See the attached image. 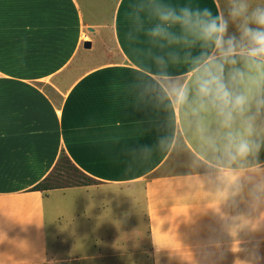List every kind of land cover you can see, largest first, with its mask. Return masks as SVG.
Wrapping results in <instances>:
<instances>
[{"label": "crops", "instance_id": "0c3cea01", "mask_svg": "<svg viewBox=\"0 0 264 264\" xmlns=\"http://www.w3.org/2000/svg\"><path fill=\"white\" fill-rule=\"evenodd\" d=\"M136 2L0 0V264H135L136 254L151 264H205L209 236L216 247L207 264H236L251 253L264 264V223L228 235L199 180L204 170L190 168L186 154L133 152L155 147L162 116L130 96L133 76L144 71L130 46L151 47L143 35L131 45L125 39ZM193 2L214 14L220 6ZM97 52L104 58L96 59ZM61 153L96 184L30 190ZM73 189L98 195L76 211L79 235L92 237L96 251L56 255L44 196ZM237 211L247 209L241 204ZM141 217L146 248L136 250ZM236 242L238 252L231 250Z\"/></svg>", "mask_w": 264, "mask_h": 264}, {"label": "clouds", "instance_id": "9594fccd", "mask_svg": "<svg viewBox=\"0 0 264 264\" xmlns=\"http://www.w3.org/2000/svg\"><path fill=\"white\" fill-rule=\"evenodd\" d=\"M215 3L220 5L215 14L193 0L131 5L125 39L131 45L143 35L151 47L130 46L134 62L144 69L133 76L130 96L138 107L162 114L155 147L133 152L186 154L190 168L204 170L199 180L216 201L212 211L234 237L264 223V163L259 161L264 148V0ZM230 27L235 31L230 33ZM185 141L194 145L195 154ZM241 204L246 212L237 211ZM215 247L209 236L205 264ZM231 250L240 251L239 242ZM259 261L251 253L236 264Z\"/></svg>", "mask_w": 264, "mask_h": 264}, {"label": "rangeland", "instance_id": "374dc122", "mask_svg": "<svg viewBox=\"0 0 264 264\" xmlns=\"http://www.w3.org/2000/svg\"><path fill=\"white\" fill-rule=\"evenodd\" d=\"M96 59L104 58V55L97 52ZM62 176L73 178L74 181L87 182L89 185H95V181H90L85 178L72 164L62 161L61 163ZM60 168V167H59ZM58 173V171L56 172ZM98 197L93 191L84 192L83 190H68L63 192H48L44 196V207L48 231L49 249L56 255L69 252L72 254L83 252H95L97 243L92 237L79 235L80 220L76 215L79 205L82 203H94ZM139 226V244L135 249L146 248V224L143 217L137 222ZM110 248V247H109ZM110 250V249H108ZM127 250V249H124ZM129 251V250H128ZM135 264H151L149 259L140 254L135 256Z\"/></svg>", "mask_w": 264, "mask_h": 264}, {"label": "trees", "instance_id": "16d2710c", "mask_svg": "<svg viewBox=\"0 0 264 264\" xmlns=\"http://www.w3.org/2000/svg\"><path fill=\"white\" fill-rule=\"evenodd\" d=\"M66 161L71 164L69 159L64 153H61L54 168L52 171L37 185L32 187L30 190L32 191H45V190H51V189H59V188H66V187H78V186H87L89 183L87 182H79V181H74L73 178H68L62 176V171H61V163L62 161ZM60 167V168H59ZM74 167V165H73ZM76 168V167H74ZM77 169V168H76ZM78 170V169H77ZM58 171V173H56ZM79 171V170H78ZM80 172V171H79ZM81 173V172H80ZM85 178H87L90 181H94L81 173Z\"/></svg>", "mask_w": 264, "mask_h": 264}, {"label": "water", "instance_id": "95a60500", "mask_svg": "<svg viewBox=\"0 0 264 264\" xmlns=\"http://www.w3.org/2000/svg\"><path fill=\"white\" fill-rule=\"evenodd\" d=\"M84 47H86V48H89L90 47V43H84Z\"/></svg>", "mask_w": 264, "mask_h": 264}]
</instances>
